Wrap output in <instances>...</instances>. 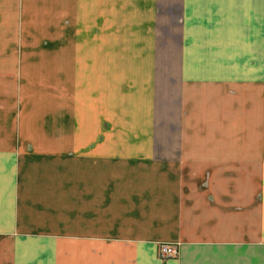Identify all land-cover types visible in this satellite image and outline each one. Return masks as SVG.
Instances as JSON below:
<instances>
[{
	"label": "crops",
	"instance_id": "1",
	"mask_svg": "<svg viewBox=\"0 0 264 264\" xmlns=\"http://www.w3.org/2000/svg\"><path fill=\"white\" fill-rule=\"evenodd\" d=\"M30 1L167 12L169 99L152 34L112 65L86 29L70 97L56 74L52 127L28 115L0 131V264H264V0ZM161 242L177 255L160 260Z\"/></svg>",
	"mask_w": 264,
	"mask_h": 264
},
{
	"label": "rangeland",
	"instance_id": "2",
	"mask_svg": "<svg viewBox=\"0 0 264 264\" xmlns=\"http://www.w3.org/2000/svg\"><path fill=\"white\" fill-rule=\"evenodd\" d=\"M72 14L79 24L72 25ZM90 15V21L85 23ZM167 19V12L106 11L89 13L86 16L81 11L69 14L56 12L53 5L40 6L30 0H0V131L10 130V119H14L16 130L19 120L28 119V115L33 118V122L36 121L35 126L38 129V123L42 125L45 120L50 121L49 116L52 113L49 110H52L56 96V74L58 77L60 73L63 74V91L60 90L59 94L64 99L70 97V84L76 83L80 76V72L75 69H84L87 62L79 61L83 64H75V61L71 60L72 55L76 47H79L81 52L90 51L91 46L87 47V42L91 41V36L94 38L95 53L102 52L101 42H106L102 54L111 56L112 65L120 61V58L123 61L122 57L129 58L130 54L126 56L124 52L135 50V44L142 47L143 51H150L149 39L154 37L158 43L151 48L152 62L160 63L159 104L164 102L166 105L169 97L165 87L166 76H161L162 72H165V69H162L165 45L161 43V35L166 33ZM58 20L63 27L62 38L55 37L58 36V31L61 32L56 30ZM91 25L94 26L93 31ZM86 29H89V38ZM76 30L80 31V44L72 38V33ZM149 34L153 36L148 37ZM115 58L117 60H114ZM93 62L98 63L95 67L102 64L100 59ZM81 73H85V69ZM82 77L88 78L87 75ZM86 94L88 93L80 91L78 95L85 101ZM93 94L97 100L103 92L95 89ZM12 100L16 103H12ZM95 104L97 105L96 102ZM96 105L91 108L95 113L99 108ZM33 115L40 119L34 118ZM98 119L99 117H96L95 121L98 122ZM165 122L167 118H164ZM160 126L162 130H166V126Z\"/></svg>",
	"mask_w": 264,
	"mask_h": 264
},
{
	"label": "built area",
	"instance_id": "3",
	"mask_svg": "<svg viewBox=\"0 0 264 264\" xmlns=\"http://www.w3.org/2000/svg\"><path fill=\"white\" fill-rule=\"evenodd\" d=\"M178 253L177 243L161 242L157 247V257L160 260H166L174 257Z\"/></svg>",
	"mask_w": 264,
	"mask_h": 264
}]
</instances>
